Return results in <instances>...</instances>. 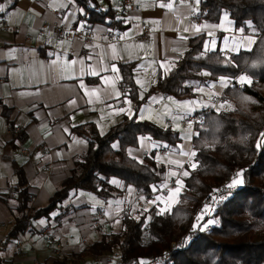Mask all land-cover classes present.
Instances as JSON below:
<instances>
[{
	"label": "crops",
	"instance_id": "1",
	"mask_svg": "<svg viewBox=\"0 0 264 264\" xmlns=\"http://www.w3.org/2000/svg\"><path fill=\"white\" fill-rule=\"evenodd\" d=\"M123 1L96 0L101 10L114 12L113 19L117 23L110 26L77 22L80 10L72 0L0 2L6 8V14L0 13V23L11 27V30L0 27V243L4 241L14 209L13 165L22 171L32 197L30 208H45L59 184L70 177L75 162L88 148L84 140L71 135V129L92 125L97 134L103 136L123 118L132 116L131 106L125 102L119 86L117 77L120 75L111 71L112 64L134 63L133 82L140 98L155 84L158 76L167 77L170 70L166 69H171L178 61L191 37L203 34L202 50L217 49L225 57L249 51L254 43L249 44L246 38L256 39L251 32L234 30L228 16L225 19V13L216 24L195 21L198 5L194 0H187L190 6L180 0H134L136 9H126ZM161 2H174V7L162 8L159 6ZM192 9H196L195 13ZM81 24L82 30L92 36L88 44L91 47H85L76 39L56 37L52 32L53 25L77 29ZM144 25L151 32L145 39H139ZM191 26L199 27L201 31H183ZM113 44L120 54L115 59H112L109 47ZM90 54L93 56L91 61L86 59ZM77 57L84 58L83 71L80 64L70 66L68 63ZM101 58L103 63H99ZM54 60L57 61L55 65ZM162 61H166L164 67H161ZM105 67L107 71H101ZM93 69L100 71V76L92 75ZM73 75L78 79L71 78ZM101 76L109 77L107 83ZM206 76L201 74L203 79ZM187 86L194 98L177 102L159 96H153L156 100L152 101L150 97L141 106L144 119H140L138 111L136 121L175 132L179 146L185 145L191 151V140L187 137H192L193 132L185 123L192 117L215 111L228 86L223 87L220 78ZM116 90L122 93L119 99L115 96ZM193 101L195 103L187 107L181 106ZM120 108L124 111H119ZM22 152L27 155L22 156ZM125 154L135 161L151 155L162 170L161 188L171 180L175 181L172 189L177 186V176L170 175L171 172H177L181 177L184 169L191 170L189 157L180 156L176 146L166 149L147 138H137L135 146L126 148ZM175 161L182 162L183 168H178ZM112 180L108 184L114 191ZM116 190L117 193L106 202L84 193L72 194L50 214L48 220L32 222L31 232L2 247L1 264H95L96 257L81 258L78 255L99 237L119 233L117 221L137 192L134 187L122 185ZM124 193L128 194V201L122 199ZM167 193L161 196L165 197ZM155 199L156 196L150 201ZM157 205L160 204L143 200L141 210L156 209ZM46 236L51 240L50 245L43 241ZM55 245L64 248L66 256L55 255ZM104 256L116 257L101 255L97 264H114Z\"/></svg>",
	"mask_w": 264,
	"mask_h": 264
},
{
	"label": "trees",
	"instance_id": "2",
	"mask_svg": "<svg viewBox=\"0 0 264 264\" xmlns=\"http://www.w3.org/2000/svg\"><path fill=\"white\" fill-rule=\"evenodd\" d=\"M72 1L80 10L77 22L104 26L117 23L113 19L114 12L101 10L96 0ZM223 13L231 20L234 30L243 29L255 36L252 48L225 57L217 49L202 50L203 34L191 37L167 77L158 76L143 95L144 99L138 97L133 82L134 63L118 64L119 75L123 77L119 86L123 98L131 101L132 116L123 118L103 136H99L92 125L71 129V135L84 140L88 148L45 208H30L32 197L22 171L13 165L14 209L0 249L31 232L32 222L48 220L74 193L88 194L106 202L113 194L108 184L111 179L118 180L123 187H134L145 196L153 194L154 186L161 189L162 170L153 157L150 155L137 162L125 154V149L135 146L139 137L172 149L179 138L168 129L136 121L141 106L153 96L188 101L194 98L187 86L190 83H210L221 77L233 81L240 75H248L251 85L245 84L241 90L228 86L222 94L220 102L230 104L231 110L203 113L193 126L191 150L197 152L198 166L187 169L189 176L179 177L184 187L170 210L163 214H156L152 208L146 212L127 210L119 218L118 234L99 237L78 257L116 255L123 264H139L140 259H157L168 254V260L162 264H264V151L256 147L260 133L264 132V0H200L194 20L216 24ZM249 22L251 26L247 27ZM202 73L207 75L206 79L201 77ZM114 144L117 147L114 148ZM241 169H247L244 183L232 193H226L225 186ZM214 189L221 192H213ZM213 196L218 202L212 200L210 214L205 213L198 222L203 203ZM221 196L226 198L221 199ZM207 219H212L213 225L200 230ZM146 222L150 242L140 247L138 237ZM186 237H190L188 244L169 252L170 243Z\"/></svg>",
	"mask_w": 264,
	"mask_h": 264
},
{
	"label": "snow or ice",
	"instance_id": "3",
	"mask_svg": "<svg viewBox=\"0 0 264 264\" xmlns=\"http://www.w3.org/2000/svg\"><path fill=\"white\" fill-rule=\"evenodd\" d=\"M194 2L198 5L200 0H194ZM180 3H184L186 4V6H190V5H187V0H180ZM160 7H167L168 9H172L174 7V2H161ZM196 9H192V12L195 13ZM0 13H5L6 14V8H5V5L3 3H0ZM67 19V17H66ZM225 19H227V14H225ZM249 26H251V22H249ZM83 28V24L80 25V27H78L76 29V31H81ZM195 30L197 32L201 31V28L199 27H196V26H191V28H184L183 31L185 32H188L190 30ZM241 31H243V29H241ZM122 39V37H121ZM182 39H186V37H182ZM248 40V43L249 44H253L255 43L256 41L253 39V38H246ZM85 47H91V45H85ZM109 47L112 49V59H115L118 55H120L118 52H117V46L116 45H109ZM207 44L205 45V51H207ZM51 55V53H50ZM87 60L91 61L93 59V56L90 54L87 58ZM54 65L57 63V61H53L52 62ZM70 66H75L76 64H80L82 67H81V70L83 71V64H84V58H80V57H77L76 59L72 60V61H69L68 62ZM99 63H103V59L101 58ZM166 61H162L161 62V67H164ZM256 64L254 63L253 64V67H255ZM140 66L138 65V68ZM166 70H170V69H166ZM101 71H107V67L101 69ZM111 71L113 73H119L120 69L118 68V66L116 64H112L111 65ZM91 74L92 75H96V76H100V71H96V70H91ZM71 78L73 79H78V77H76L75 75H73ZM101 79L103 81H105V83H107V81L109 80V77H104V76H101ZM117 79H123V77H120L118 76ZM237 81L238 83L243 86L245 84H248V85H251L252 84V80L250 78V76L248 75H241L237 78ZM230 82V79L229 78H225V77H221L220 78V83L223 87H227L228 86V83ZM137 83H140L139 80H137ZM81 86H83V80H81ZM113 88H114V84H113ZM146 90V89H145ZM93 91H100V89H94ZM218 94V93H217ZM122 95V93L119 91V90H116L115 91V96L117 99H119V97ZM109 98H111V95L109 94ZM141 99H144V96L143 94H141L140 96ZM152 101H155L156 98L155 97H151L150 98ZM169 100H171V98L169 97L168 98ZM244 100H251L250 97H243ZM91 102V101H89ZM126 103H128L129 105L131 104V101L130 100H126L125 101ZM254 102V101H253ZM71 103H75V101H71ZM191 103H195L194 101L193 102H184L181 106L183 107H187L188 104H191ZM226 103V102H225ZM225 103H222L220 104L219 108L217 109V111H219L221 108H224L225 106ZM109 107H111V105H109ZM228 108L231 109V105L229 104L228 105ZM119 111L123 112L124 109L123 108H120ZM143 112H144V109L141 108L139 109V114H140V119H144V116H143ZM191 126V125H190ZM65 132H68V129L65 128ZM198 135V133H197ZM191 135H189L187 137L188 140H191ZM143 139V138H142ZM78 143H83V141H77ZM113 147H117V145H113ZM164 147H167V145H164ZM256 147L257 149L261 150V151H264V132L260 133V138L257 140L256 142ZM178 154L180 156H187L189 157V160L193 161L191 163V168L192 169H195L197 166H198V161L195 160L196 156H197V152L195 150H187L186 146L185 145H181V146H178ZM57 155H59V153H57ZM37 158H39V154H37ZM175 163L177 164V167L178 168H183V163L180 162V161H175ZM247 171V169H241L239 170L235 176L231 179V181L225 186L227 189H231V188H234L235 186L237 185H240V184H243L244 183V174L245 172ZM170 175H176L177 176V179H176V187L175 189H169L168 190V198L169 199H172L174 196L178 195L180 192H181V189L184 187V184H183V181L179 178V174L177 172H171ZM182 175L184 177H187L190 175V172L185 169L183 172H182ZM112 183H118L117 181L113 180ZM161 189L159 187H156L154 186L153 187V191H156V192H159ZM129 191L131 192V189H129ZM213 192H221L220 189H214ZM226 197H223L221 196V199H225ZM141 199H143V197H141ZM164 197L160 196V195H157L156 199L155 200H152V201H149L150 203H153V204H156L158 201H161L163 200ZM212 200L213 202H218L216 200V197L213 196L212 197ZM210 210V205L209 204H206L204 206V208L202 209L201 213L197 216V220H201L203 219V216L206 212H208ZM214 211V209H211ZM144 211H148V209H144ZM166 211V209L164 208H161L160 209V214H163L164 212ZM214 221L212 220H209L207 221V223H205L200 230H204L208 227V225L212 224ZM41 223H43V221H41ZM117 223H119V221H117ZM197 227V225H193V228L195 229ZM185 243H187V238L185 240ZM139 264H148V262L144 259H140L139 261Z\"/></svg>",
	"mask_w": 264,
	"mask_h": 264
},
{
	"label": "built area",
	"instance_id": "4",
	"mask_svg": "<svg viewBox=\"0 0 264 264\" xmlns=\"http://www.w3.org/2000/svg\"><path fill=\"white\" fill-rule=\"evenodd\" d=\"M123 5L126 9H129V8L136 9L137 8L136 2L134 0H124ZM0 27L11 30V27L6 26V24H4L3 22L0 23ZM52 32L56 37L62 38L64 40L76 39V40H79L83 45H88L92 41L91 34L85 30L84 31L83 30L76 31V29H68L62 25H53L52 26ZM150 32L151 31H150L149 27L147 25H144L142 27L140 34L138 35V38L139 39H145L146 37H148ZM228 86H233L236 90H241L243 87L239 83H236L235 79L233 81H231L228 84ZM216 105H217V103H215V106ZM211 111H213V110H211ZM200 119H201V117H199V116L195 117V118L192 117V118L188 119L185 124H186V126H189L191 128V131H192L193 126ZM21 155L25 156V155H27V153L22 152ZM174 182L175 181L171 180L169 183L165 184L159 192L155 191V193H153L151 195L145 196V195H141L138 192H136L134 194V198L132 199V202L129 204V206L126 208V210L141 209L143 200L144 201H146V200L150 201L153 197H155L157 195H162L164 192L173 188ZM227 192L232 193L233 190H228ZM141 197H143V199H141ZM206 204H209L211 206L212 198L207 199L203 203L202 207H204ZM215 206H217V204H215ZM148 228H149V224H148V222H146L144 224V226L142 227V229L140 230L138 242H137L138 246H140V247H146L150 242V236H149ZM186 238H187V243H185ZM186 238L170 243L169 244V252H174L175 250H177V249L181 248L182 246H185L186 244H188L190 242V237H186ZM43 241L48 245H50V243H51L50 238L47 236L43 238ZM53 251H54V254L57 256H60V257L66 256L64 248L59 247L57 245L54 246ZM104 257H106L108 259V261L113 262L114 264H123V263H121V261L117 257H114L113 259L110 257H107V256H104ZM100 260H101L100 256L96 257V259H94V263L97 264L100 262ZM167 260H168V254H164L160 258H157V259L149 258L146 261L148 262V264H162V263L166 262Z\"/></svg>",
	"mask_w": 264,
	"mask_h": 264
},
{
	"label": "rangeland",
	"instance_id": "5",
	"mask_svg": "<svg viewBox=\"0 0 264 264\" xmlns=\"http://www.w3.org/2000/svg\"><path fill=\"white\" fill-rule=\"evenodd\" d=\"M222 103H225V102H221L220 104H222ZM220 104H219L218 107L215 109L216 112H227V111H229V110L232 109V106H231V109H229V108H228V105H229V104H228V103H225L224 108H221L219 111H217V109L219 108ZM178 146H179V143L176 145V148H177V149H178ZM136 161H137V162H141V159H138V160H136ZM182 176H183V175H182ZM182 176H181V177H182ZM113 180H115V179H113ZM113 180H112V181H113ZM115 181H117L118 183H114V184H113V186H114V188H115V190L113 191L114 194L117 193V190H116V189H117L118 187H120V185H121V183H120L118 180H115ZM240 185H241V184H240ZM240 185H237V186H235L234 188H231V189H227V188L224 187V188H225L224 191H225L226 193H228V192H227L228 190H235L237 187H240ZM174 189H175V188H174ZM181 192H182V189H181ZM181 192H180V193H181ZM180 193H179V194H180ZM179 194H178V195H179ZM178 195L174 196L172 199H169V198H168V194H167L165 197L162 196V197H164V199L161 200V201H158V203H159L160 205H157V206H156V209H155L154 207H151V208L153 209V211H154L156 214H160V209H161V208H164V209H166V211H169L170 208H171V207L177 202V196H178ZM160 196H161V195H160ZM156 197H157V196H156ZM122 199L125 200V201H128V194H125V193H124ZM67 200H68V199H67ZM67 200H66V201H67ZM66 201H64V202H66ZM64 202H63V203H64ZM63 203H62V204H63ZM60 206H61V205H60ZM60 206H59V208H60ZM59 208H58V209H59ZM209 211H210V210H209ZM209 211L206 212V215L210 214ZM209 220H212V219H207V220L204 222V224L207 223V221H209ZM198 222H200V220H199ZM211 225H213V223L210 224V225H208V228L211 227ZM175 242H176V241H175Z\"/></svg>",
	"mask_w": 264,
	"mask_h": 264
}]
</instances>
